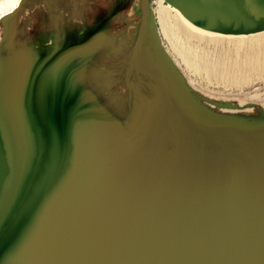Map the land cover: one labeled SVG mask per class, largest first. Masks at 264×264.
Segmentation results:
<instances>
[{"label": "bare ground", "instance_id": "bare-ground-1", "mask_svg": "<svg viewBox=\"0 0 264 264\" xmlns=\"http://www.w3.org/2000/svg\"><path fill=\"white\" fill-rule=\"evenodd\" d=\"M200 1L151 6L186 69L225 88L243 89L254 76H264V0ZM20 4L0 0V24ZM203 5L211 16L207 27L189 18L190 9ZM64 19L50 20L56 31L24 48L14 50L10 34L8 52L0 55V264H61L56 216L77 223L86 212L91 234L79 232L89 235L92 255L103 264H110L102 251L109 242L124 264H264V106L240 110V117L206 111L170 65L161 70L148 47L135 49L132 65L160 87L161 97L149 109L161 117L152 131L164 126L160 139L168 149L128 143L119 123L81 87L80 58L101 41L104 24L100 32L82 29L70 36ZM53 37L64 46L53 45ZM189 43L206 54L197 57ZM177 113L193 130L208 131L214 127L209 122L225 123V132L239 128L240 137H229L236 149L227 155L182 145L186 130ZM249 164L250 174L242 175ZM225 179L236 199L229 223L213 216L221 212L217 194L225 193ZM95 180L98 191L91 189ZM18 183L20 199L14 198Z\"/></svg>", "mask_w": 264, "mask_h": 264}, {"label": "rangeland", "instance_id": "rangeland-1", "mask_svg": "<svg viewBox=\"0 0 264 264\" xmlns=\"http://www.w3.org/2000/svg\"><path fill=\"white\" fill-rule=\"evenodd\" d=\"M150 1L152 11L157 9L159 0ZM165 2L167 4L175 2L177 7L182 5L181 2L188 3V5L190 2H194L201 5L200 0H165ZM71 12L73 15L66 17ZM201 13L204 20H200ZM189 14L192 22L203 27H207L211 20L205 5L198 10L190 9ZM62 15L65 16L62 28L67 30L70 36L82 29H85L86 33L100 32L99 27L104 24L100 32L101 41L90 52L85 53L83 58H80L83 59L80 72L81 87L93 97L103 112L119 123L122 134L128 143L139 144L160 153L162 150H167V146L161 143L160 139V136L165 135L164 132L161 134V131L166 132L164 126H161L160 123L157 126V130H159L152 131L156 120L161 117L149 109V105L161 97L160 87L151 78L150 73H143L132 65L141 22L140 0H21L18 11L0 24L2 33L0 48H3L2 51L0 50V55H5L8 52L4 49L10 34L14 50L30 46L39 40L38 35H45L43 40L52 35L56 29L55 24L50 23V20L60 22ZM151 21L153 40L149 39L146 45L152 52L155 63H158L161 70H164L166 65H170L171 70L178 75L186 91L202 101L204 110L223 117H240L243 114L241 111L264 106V76H259L261 78L254 76L251 82L243 85V89L242 86L233 84L227 88L222 85L220 87L216 84L212 85L205 75L195 76L189 69H186L185 64L181 62L182 58L176 56L170 42L161 33L155 12L153 15L151 14ZM51 42L53 45L64 46L63 42H59L58 37L51 38ZM186 45L187 50L193 52L197 57L206 54L205 49H201L195 44ZM262 46L263 42H261ZM176 116L181 126H184L186 130L184 137L178 140L182 145L196 149L221 151L227 155L236 149L234 143L229 141V137L234 136L232 134L240 137L239 128L235 132H225L223 128L228 127L225 123L213 124L209 122V126H214L212 129L208 131L193 130L181 122L178 113ZM246 137L249 135L247 134ZM247 167L242 175L250 174L252 164ZM35 173L37 172L35 171ZM32 178L35 179L34 175ZM226 181L225 179L220 183V189L226 187L225 193L220 194L218 190L217 194L221 212L217 215L213 214V216L216 220L229 223L234 222L235 214H232L233 210L231 212L229 210L234 206L233 202L236 199L228 191L231 183ZM42 216L46 217L45 211ZM50 237V234H47L43 236V240L48 242Z\"/></svg>", "mask_w": 264, "mask_h": 264}, {"label": "water", "instance_id": "water-1", "mask_svg": "<svg viewBox=\"0 0 264 264\" xmlns=\"http://www.w3.org/2000/svg\"><path fill=\"white\" fill-rule=\"evenodd\" d=\"M140 14H141V22H140V28H139V33H138L135 48L137 51L141 52L145 49V47H147L146 45L147 41L149 39L153 40L152 39L153 29H152V21H151V1L150 0H140ZM166 86L168 87L167 84ZM168 92L170 94V91ZM177 109H179V107ZM25 132L27 131L26 130L20 131L19 135H22ZM25 137L26 136H24V138ZM56 149L57 148L55 147L54 151ZM52 155H54V153ZM43 160H45L46 163H49L48 159H43ZM107 177H109V175ZM16 179L18 180V178ZM92 180L93 179H88V181H92ZM97 182L99 181L95 180V183L93 187L91 188L93 191H98L97 187L101 183L97 184ZM20 184L21 183H18L17 187L15 188L16 191L14 194L15 195L14 198L16 199H20L22 197L23 186ZM57 210L61 212L63 210V206L57 207ZM13 214L14 216H16L15 213ZM62 216H66V215L59 213L56 216V226L59 232L58 237H59V240L61 239V243L63 244L62 252L60 253H64V258L61 264H103L102 261H98L97 254H96V257L92 255V250L95 248L91 246L89 239L87 238L89 235L83 236L79 232V228H80L84 230L86 233L89 232L91 234V232L88 231V228H91L90 222L92 220V217L90 216V214L88 212L84 213L82 217L80 216L77 219L78 220L77 223L75 220L71 218L70 220L68 218H65L67 221L62 220L63 219L61 218ZM82 223L85 226L84 229L83 227L80 226V224ZM75 227L77 228V236L75 235V231H74ZM72 231L74 232V237L72 235ZM102 251H105L106 252L105 254L108 255V258L106 261H109L110 264H124V262L120 258H118L113 252V246L111 242H109L106 245V248L104 247Z\"/></svg>", "mask_w": 264, "mask_h": 264}]
</instances>
